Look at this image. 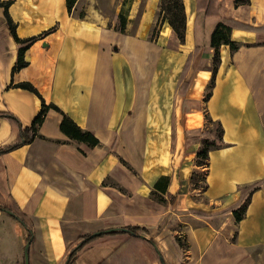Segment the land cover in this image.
Returning <instances> with one entry per match:
<instances>
[{"label":"crops","instance_id":"crops-1","mask_svg":"<svg viewBox=\"0 0 264 264\" xmlns=\"http://www.w3.org/2000/svg\"><path fill=\"white\" fill-rule=\"evenodd\" d=\"M94 1L68 11L66 0H10L16 35H38L14 71L19 45L0 5V147L19 139L42 99L58 108L31 141L0 152V205L31 226L29 264H63L79 236L128 225L139 229L92 238L69 264H264V0H182L183 41L167 22L149 38L159 0H132L130 32L107 25ZM223 19L237 47L219 45L213 73L210 34ZM63 114L98 143L61 131ZM212 121L219 142L197 165ZM28 234L0 207V264H24Z\"/></svg>","mask_w":264,"mask_h":264},{"label":"trees","instance_id":"trees-1","mask_svg":"<svg viewBox=\"0 0 264 264\" xmlns=\"http://www.w3.org/2000/svg\"><path fill=\"white\" fill-rule=\"evenodd\" d=\"M75 1L76 0H66V7H67L68 11L71 10L73 5L75 4ZM239 1L240 0H235V3H238ZM245 1H247V0H245ZM9 3H10V0H0V5H2L4 8V16H5L9 31L13 35L14 39L17 41V43L19 45L18 46L17 59H16L14 66L12 67V71H14V70L19 69V68L26 65V61L24 60V51L27 47H29V45L31 43H33L38 38V35L37 36H29L26 38H20L16 35L15 24L13 23V21L11 20L9 14L7 12V6L9 5ZM160 11L162 13V16L168 20L169 25L175 31L179 40L183 41L184 36H185V12H184V6H183L182 0H161ZM168 15H172L173 17H168ZM118 18H119L120 26L117 28V30L122 32V31H124L125 24H126V18H125L122 11L119 12ZM174 19H175V21H174ZM230 29H231V26L229 24V21L223 19V20H219L218 22H216V24L214 25V27L211 31L210 43L212 46L215 47V50L213 53V64H212L213 65L212 66L213 73L215 72L217 64L219 62V50H218L219 45L220 44H228L231 51L236 49V47H237L236 43L230 39V35H229ZM210 84H212V81ZM15 85L18 87H22V88L28 89L30 91H33L39 95L37 89L29 82H19V83H16ZM209 94H210V92H207L205 94V99L208 98ZM50 107H52L54 109H58L53 104L46 105L44 103V100L42 99L41 107H40L39 111L37 112V114L32 119L31 124L28 127H25L23 130H21L19 139L17 141H15L9 145L0 147V152L6 151V150L10 149L11 147H14L18 144L31 141L34 138V136L36 135L38 125L43 121V119L45 117V113ZM2 114L9 116L12 119H15V117L9 113H2ZM60 129H61V131L66 133L70 138L86 142L89 145H95L98 143L97 138H95L89 132L79 128L68 116H66L64 114H63V117H62L61 122H60ZM219 131L221 132V129ZM212 145L213 144L211 142L208 143L207 139L203 140L201 147L196 152L195 162L197 165H204L206 163V160L208 157V150H209V147ZM249 194H247L243 198L242 203H240L236 208H234L232 210L233 216H234L236 221H239V219H241L245 213L247 203L249 201ZM0 207L7 209V211H9L14 217H16L21 223H23L25 225V227H27V229L29 231L28 240H30L31 235H32V230H31V226L28 224L26 216L14 207L5 206V205H0ZM138 229H139L138 226L128 225V226L116 228L113 231L108 232V233L122 231V232H128V233L134 234L137 232ZM103 234L104 233H101L100 235H103ZM96 236H99V235L91 236V233H90V234H83V235L79 236L75 240V242L68 247L67 252L65 254L63 264H69L73 260L76 252L87 241H89L90 239H92ZM28 264H29V262H28Z\"/></svg>","mask_w":264,"mask_h":264},{"label":"rangeland","instance_id":"rangeland-1","mask_svg":"<svg viewBox=\"0 0 264 264\" xmlns=\"http://www.w3.org/2000/svg\"><path fill=\"white\" fill-rule=\"evenodd\" d=\"M140 1L143 2V0ZM131 2L132 0H95L94 5L103 14L109 17V20L107 21V25L117 29L120 26V24H119L118 15H114V13H116L115 11H117V13L122 11L126 18L128 14V6ZM160 4H161V0L158 1L157 16L154 23L152 24V28L149 33V38H153L157 34L159 27L162 25V23L165 22L168 23V20L162 16V13L160 11ZM168 17H173V16L168 15ZM137 19L138 17L136 16L133 22H130L129 24L126 22L124 30L129 32L135 30L137 25ZM203 129L204 130L200 132V135H202L204 139H207L208 143L211 142L213 145H216L219 142V136H220L219 127L217 126L216 122L212 121L210 125L208 124ZM204 171L205 169L203 167H199L197 170L193 171L192 175L190 176L191 187L196 188L194 190L195 193H193V197L195 198V200L202 199L200 193L204 187V178H203Z\"/></svg>","mask_w":264,"mask_h":264},{"label":"water","instance_id":"water-1","mask_svg":"<svg viewBox=\"0 0 264 264\" xmlns=\"http://www.w3.org/2000/svg\"><path fill=\"white\" fill-rule=\"evenodd\" d=\"M116 228H107L104 230L95 231L91 234V236L100 235L101 233H108L113 231ZM28 248H29V240L26 242L24 246V264H28Z\"/></svg>","mask_w":264,"mask_h":264}]
</instances>
